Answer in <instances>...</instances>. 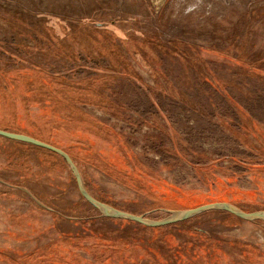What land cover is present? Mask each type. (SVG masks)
<instances>
[{"label": "rangeland", "instance_id": "374dc122", "mask_svg": "<svg viewBox=\"0 0 264 264\" xmlns=\"http://www.w3.org/2000/svg\"><path fill=\"white\" fill-rule=\"evenodd\" d=\"M0 129L147 220L264 212V0H0ZM0 264H264V222L108 218L0 137Z\"/></svg>", "mask_w": 264, "mask_h": 264}, {"label": "water", "instance_id": "95a60500", "mask_svg": "<svg viewBox=\"0 0 264 264\" xmlns=\"http://www.w3.org/2000/svg\"><path fill=\"white\" fill-rule=\"evenodd\" d=\"M0 137L6 138V139H9L12 141H16V142L28 144V145L33 146V147L41 148V149L52 152V153L60 156L61 158H63L64 161L66 162V164L68 165V167L70 168V170H71V172L75 178L78 190H79L81 196L83 197V199L88 204H90L93 208L98 210L103 216H106L108 218L124 219V220L132 221L134 223H137V224H140V225H143L146 227H162V226L173 225V224H177L179 222L186 221V220H188L194 216H197V215L204 213V212H207V211H220V212H225V213L231 214L237 218H240V219H243L246 221H262V222H264V212L247 213V212H243V211H241V210H239V209L235 208L234 206L227 204V203H213V204L200 206V207L190 209V210H186V211H182V212H176V213H173L167 219L160 220V221L147 220L143 216H137V215L130 214V213H127L124 211H120L118 209H114V208L96 200L94 197H92L87 192V190L85 189V187L82 183V178H81V175H80V172H79L77 166L75 165V163L73 162L71 157L66 152H64L63 150H61L55 146H52L48 143L37 140L33 137L23 135V134L8 132V131L1 130V129H0Z\"/></svg>", "mask_w": 264, "mask_h": 264}, {"label": "crops", "instance_id": "0c3cea01", "mask_svg": "<svg viewBox=\"0 0 264 264\" xmlns=\"http://www.w3.org/2000/svg\"><path fill=\"white\" fill-rule=\"evenodd\" d=\"M245 247H246V246H245ZM247 247H251V248L253 249V246H248V245H247Z\"/></svg>", "mask_w": 264, "mask_h": 264}, {"label": "trees", "instance_id": "16d2710c", "mask_svg": "<svg viewBox=\"0 0 264 264\" xmlns=\"http://www.w3.org/2000/svg\"><path fill=\"white\" fill-rule=\"evenodd\" d=\"M61 158V157H60ZM62 160H64L63 158H61Z\"/></svg>", "mask_w": 264, "mask_h": 264}]
</instances>
